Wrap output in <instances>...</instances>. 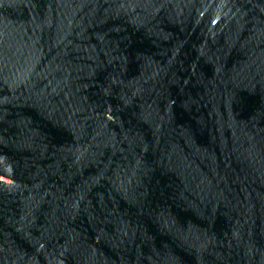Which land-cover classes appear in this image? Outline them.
<instances>
[{"label": "water", "instance_id": "95a60500", "mask_svg": "<svg viewBox=\"0 0 264 264\" xmlns=\"http://www.w3.org/2000/svg\"><path fill=\"white\" fill-rule=\"evenodd\" d=\"M0 264H264V0H0Z\"/></svg>", "mask_w": 264, "mask_h": 264}]
</instances>
